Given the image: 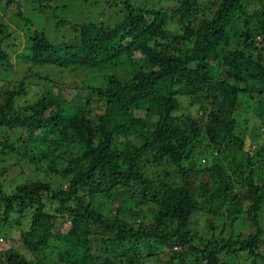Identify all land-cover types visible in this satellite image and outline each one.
Masks as SVG:
<instances>
[{
	"label": "trees",
	"instance_id": "1",
	"mask_svg": "<svg viewBox=\"0 0 264 264\" xmlns=\"http://www.w3.org/2000/svg\"><path fill=\"white\" fill-rule=\"evenodd\" d=\"M0 1L20 9L17 0ZM34 1L52 22L55 10L66 8ZM167 1L169 8L148 0H107L94 20L54 22L62 28L58 41L43 29L25 35L18 61L24 69L46 66L73 85L66 99L62 87L31 72L3 90L0 162L9 156L17 165V157H27L38 169L35 154L52 164L66 158L60 178L68 190L44 196L55 185L32 180L34 172L12 193L0 183V219L29 211L30 221L18 249L0 239V264H54L47 252L54 242L64 250L58 256L62 264H148L155 257L159 264H216L218 254L233 260L244 250L251 264L260 257L259 228L223 237L207 220L209 241H203L191 225L212 214L226 219L231 230L244 215L253 225L264 215V13H248L244 0ZM17 19L24 20L20 10ZM13 35L0 23L4 77L12 71ZM34 86L41 96L26 105L28 115L15 117L17 101ZM240 96L261 127L253 153L243 150L244 135L234 132ZM223 153L232 155V163L235 156L244 163L237 161L236 170L227 172L218 158ZM199 157L212 162L201 168ZM200 170L207 181L194 188L193 173ZM42 173L61 172L47 165ZM116 191L131 203L114 205L108 215L93 208L97 197ZM47 200L57 205L46 208ZM137 203L151 208L149 222H135L141 212L128 209Z\"/></svg>",
	"mask_w": 264,
	"mask_h": 264
},
{
	"label": "rangeland",
	"instance_id": "2",
	"mask_svg": "<svg viewBox=\"0 0 264 264\" xmlns=\"http://www.w3.org/2000/svg\"><path fill=\"white\" fill-rule=\"evenodd\" d=\"M107 0H87L86 2H83L82 0H51V2L48 3H39L42 6L49 5L50 7H58L60 8L61 5H66L65 9H62L60 11L55 10L54 17L55 19L53 22L49 19L46 20L44 16L47 15H41V11L36 8V4L34 3V0H17V3L20 7L18 9L15 4L8 7L5 6L4 1H0V23H2L9 32H12L13 40L11 43L14 44L13 49L11 50V53L9 54V60L12 64V71L6 75L5 77L0 74V100H1V93L3 90H6L8 87L16 86L17 85V79L22 77L24 73L30 74L32 73H38L40 76H46L49 78L50 81H54V84H57V86L62 87L61 92L62 95L64 94L66 98L67 91L72 90L73 83H68V81L61 79L59 77V74L57 70L51 69L48 67H35L32 68L31 71L24 69L23 65L19 63L18 61L21 59L22 55L21 52L26 49V40L27 36H29L32 32V30H44L47 33H49V37L54 39L55 41L60 38L62 28H55L56 25L54 22H57L59 20H65L66 22H69L70 24L79 23L80 20H94L95 18H98V14L104 10V5ZM148 2L152 3L153 5L158 6H165L169 8L171 5L167 0H148ZM244 7L250 13L252 10H256L255 13L258 14V12L264 13V0H255L254 2L249 0H244L243 2ZM72 6V9L69 11L67 6ZM62 7V6H61ZM63 8V7H62ZM78 8V9H77ZM20 10L23 19L19 21L17 19V12ZM52 17V16H50ZM251 21V27H254L255 20L253 18H249ZM29 21V24L28 22ZM18 25V27H17ZM26 25V26H24ZM22 27L19 29V27ZM71 37V36H70ZM258 37V36H256ZM255 37V38H256ZM11 38V37H10ZM10 38L6 39V41H9ZM230 47L235 48L237 46L236 41H238L235 37L232 39L229 38ZM236 41H234V40ZM64 40V39H63ZM6 41L4 43V48L6 46ZM61 41V40H60ZM65 42V41H64ZM256 42L259 43V37L256 38ZM123 69H118V71ZM27 71V72H25ZM92 76H95V73L92 74ZM93 84H96V80L93 82L91 79L89 80ZM44 83L40 82L38 85L42 87ZM41 88H38L36 86L31 87L27 91V95H25L23 98L19 99L17 101V105L15 108V117L22 118L25 115L29 114V110H26L27 104H33L41 96L40 94ZM66 90V91H65ZM68 99V97L66 98ZM238 104L236 105V127L235 133H239L241 136L244 137V144H243V150L247 151V149L251 153L255 152V142H257V135L261 133V127L256 121L255 116L252 114L251 110L252 107L249 106V101L246 100L245 97L240 96L237 100ZM183 109H185V104L182 106ZM196 112V110H195ZM243 134V135H242ZM260 136V135H259ZM200 146L202 145L199 144ZM198 145V146H199ZM209 153L214 155V150H209ZM34 155V152H29L28 157H31ZM223 155V156H222ZM222 155H219L218 158L220 160V165L229 172L230 169L236 170V164L237 161L240 164L244 163V159L241 156H235L236 160L232 163L231 157L232 155L230 153H223ZM198 157V155H196ZM195 156V157H196ZM214 157V156H213ZM35 158L38 159L41 164L37 166L38 169H34L33 165L29 162V158L25 157L24 160L19 161L17 157V165H16V158L15 159H9V156L5 158L6 161L0 162V183L3 186V190L5 193H12L14 190V186L16 184H20L24 182V180L27 177H30L32 180H43L44 182H48L50 184H54L55 186L51 188V192L48 195L50 197L55 189L61 188L64 191L68 190L67 180H63L60 178V175L66 171L68 168L67 166V160L66 158H63V160L57 164L49 163V161H45V159L39 155L35 154ZM24 161V162H23ZM197 164L201 165V168H205L206 166H209L212 162V158H207L205 161L202 157L197 158L196 160ZM24 163V164H23ZM47 165H51L52 168H55L57 172H61L57 176H48L44 175L42 171L47 167ZM167 171L171 170V168L165 167ZM155 170H160L159 167L152 168ZM162 166V170H163ZM148 175L151 176L152 171L151 169L147 171ZM264 174V171H263ZM206 172L204 170H200L197 173H193V185L194 188H197L198 185L201 183H205L206 180ZM57 184V185H56ZM114 196L109 197H97L95 201L93 202V208L97 209L99 211H102L103 214L108 215L109 213H113V207L116 204H120V202L123 204L126 201L130 202V199L126 195H121L120 191H116ZM43 196V198H44ZM131 203V202H130ZM46 208L49 206L55 207L57 205L56 202L52 201H45ZM54 210L51 209V212ZM129 211H140L141 214L137 215V218L135 219L137 222L144 221L149 222L151 208L146 206V204H134L128 209ZM147 210V211H145ZM149 211V212H148ZM264 211V204L263 209ZM24 213V212H23ZM20 214L21 217L18 215H13L8 218L6 222L4 220L0 219V226H3L0 228V239H2V243L6 247L11 248H17L18 244L20 245V234L25 232L29 226V211H27L24 214ZM221 215V214H220ZM1 218V217H0ZM198 224L191 225L193 229L197 232V236L201 235L204 239L203 241H209L208 238V230L205 229V224L207 220L212 221L214 225H217V230L215 233H218L221 231V234L223 237L227 236V233H231L232 237L235 236L237 233H242L243 235H247L249 233L254 232L256 228L260 229V236L258 238L262 239L264 237V215L263 213H260L255 225L252 224V222L247 218V216H243L239 218L238 223H235L232 225V229L230 230L228 226V221L226 219H223L222 217H216L212 214H207V216H200L197 217ZM126 220H129V217H126ZM66 225L62 226L64 232L66 229ZM200 238H197V241ZM205 243V242H204ZM199 244V243H197ZM59 247V244L57 242H54L52 247H48L47 252L50 253V260L54 262V264H62L60 260L61 253H64L63 249H57ZM18 249V248H17ZM5 250V249H4ZM238 253V254H237ZM237 256H235L232 260V258H228V255L226 256L225 253L218 254L217 255V261L216 264H251L253 261L252 257L247 256L244 250L243 252H237ZM256 253H259L260 257L255 259V264H262V257H264V246L259 247V251ZM235 254V255H236ZM59 256V257H58ZM157 257H155L156 259ZM160 259H164V255L162 254ZM155 259L152 262H148V264H159ZM205 261V260H203ZM201 264H207V262H203ZM40 264H49L47 261H44V263Z\"/></svg>",
	"mask_w": 264,
	"mask_h": 264
}]
</instances>
